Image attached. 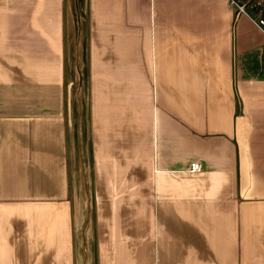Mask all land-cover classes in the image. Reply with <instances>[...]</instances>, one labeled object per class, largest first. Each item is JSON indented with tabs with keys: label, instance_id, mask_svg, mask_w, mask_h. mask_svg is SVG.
<instances>
[{
	"label": "crops",
	"instance_id": "obj_1",
	"mask_svg": "<svg viewBox=\"0 0 264 264\" xmlns=\"http://www.w3.org/2000/svg\"><path fill=\"white\" fill-rule=\"evenodd\" d=\"M245 11L0 0V264H264V26Z\"/></svg>",
	"mask_w": 264,
	"mask_h": 264
},
{
	"label": "built area",
	"instance_id": "obj_2",
	"mask_svg": "<svg viewBox=\"0 0 264 264\" xmlns=\"http://www.w3.org/2000/svg\"><path fill=\"white\" fill-rule=\"evenodd\" d=\"M230 3H231V5H235L238 8L239 11L246 12L245 11V9L247 8V4L246 3L238 2L236 0H230ZM260 5H261V2L257 1L256 3H254L253 6L256 7V6H260ZM259 24L264 26V20H260ZM192 169L195 170V171H199L201 169V166L198 163H194L192 165Z\"/></svg>",
	"mask_w": 264,
	"mask_h": 264
},
{
	"label": "trees",
	"instance_id": "obj_3",
	"mask_svg": "<svg viewBox=\"0 0 264 264\" xmlns=\"http://www.w3.org/2000/svg\"><path fill=\"white\" fill-rule=\"evenodd\" d=\"M236 1L246 3L248 7L249 6L252 7L254 10H256L260 14L259 20H264V0H236ZM257 1H260L261 5L254 7L253 5Z\"/></svg>",
	"mask_w": 264,
	"mask_h": 264
},
{
	"label": "rangeland",
	"instance_id": "obj_4",
	"mask_svg": "<svg viewBox=\"0 0 264 264\" xmlns=\"http://www.w3.org/2000/svg\"><path fill=\"white\" fill-rule=\"evenodd\" d=\"M248 7V6H247ZM253 9V8H252ZM260 21V20H259Z\"/></svg>",
	"mask_w": 264,
	"mask_h": 264
}]
</instances>
